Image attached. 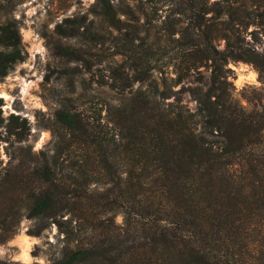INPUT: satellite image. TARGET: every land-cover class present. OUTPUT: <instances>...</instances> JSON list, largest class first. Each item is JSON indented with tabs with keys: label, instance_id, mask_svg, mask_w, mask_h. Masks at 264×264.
Returning a JSON list of instances; mask_svg holds the SVG:
<instances>
[{
	"label": "trees",
	"instance_id": "16d2710c",
	"mask_svg": "<svg viewBox=\"0 0 264 264\" xmlns=\"http://www.w3.org/2000/svg\"><path fill=\"white\" fill-rule=\"evenodd\" d=\"M136 1L147 18L169 10L170 34L180 18L196 24L184 29V44L154 48L148 33L126 30V0L93 1L104 31L124 39L112 37L94 81L114 96L56 107L50 147L37 152L20 143L27 121L0 111V142L10 147L4 164L0 158L1 239L24 216L32 233L52 223L62 235L51 264H264V103L254 107L253 95L248 109L226 87V64L236 60L251 63L264 87V47L255 50L243 35L248 25L264 34V0ZM57 52L90 65L79 47ZM116 56L122 62L113 63ZM158 56L172 75L156 81ZM22 59L15 22H0V78ZM183 93L193 110L180 102Z\"/></svg>",
	"mask_w": 264,
	"mask_h": 264
},
{
	"label": "rangeland",
	"instance_id": "374dc122",
	"mask_svg": "<svg viewBox=\"0 0 264 264\" xmlns=\"http://www.w3.org/2000/svg\"><path fill=\"white\" fill-rule=\"evenodd\" d=\"M94 0H0V22L13 20L20 35L23 59L15 62L8 72L0 78V111L3 117L15 114L24 118L28 125L26 139L21 145L29 144L34 152L50 147V126L52 111L64 104L81 108L87 103L90 95L111 100L113 92L105 87L97 86L94 81L105 72L108 58L105 54L113 49L112 37L121 39V34L112 32L108 35L102 21L93 14ZM118 3L119 0H113ZM132 7V14H120L124 20L126 30L136 27L137 36L144 37L148 33L147 44L152 47H176L186 42L184 29L196 24L195 17L180 18L175 25V32L170 34L168 25L176 21V17L167 16L168 12L158 10L148 18L138 8L145 7L136 0H126ZM162 9L167 7L163 3ZM69 19V20H67ZM150 19L153 28L145 29ZM67 20V21H66ZM163 21V22H162ZM77 26V33L71 35L70 28ZM218 25V24H217ZM252 25H248L244 35L247 45L257 51L264 47V34L260 35ZM195 30V29H194ZM157 32L158 39H155ZM255 32V33H254ZM257 35V36H256ZM200 35L194 36L200 39ZM177 38L178 40H176ZM58 45L79 47L82 56L90 65L86 67L84 61H73L57 52ZM223 46V40L217 41V48ZM114 62H122L120 56L113 58ZM152 77L159 81L161 77L171 76V67L167 65L165 56H158L152 61ZM226 66L227 85L233 97L244 107L251 106L247 100L259 96L252 101L254 107L264 103V87L258 79L253 65L243 60L229 61ZM88 68V69H86ZM199 69H202L201 67ZM188 85L185 83L184 86ZM175 86L174 89L178 88ZM172 97L166 99L171 101ZM181 103L193 110L194 101L186 93L181 95ZM99 104V103H98ZM13 147V145H12ZM10 147L6 141L0 142V158L2 164L7 160ZM115 221H121L120 215ZM33 220L21 216L12 234L1 239L0 236V264H51L52 259L58 257L64 245L54 224L49 223L39 233L30 231ZM29 243V244H28Z\"/></svg>",
	"mask_w": 264,
	"mask_h": 264
},
{
	"label": "bare ground",
	"instance_id": "6f19581e",
	"mask_svg": "<svg viewBox=\"0 0 264 264\" xmlns=\"http://www.w3.org/2000/svg\"><path fill=\"white\" fill-rule=\"evenodd\" d=\"M29 244V243H28Z\"/></svg>",
	"mask_w": 264,
	"mask_h": 264
}]
</instances>
